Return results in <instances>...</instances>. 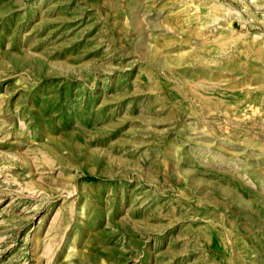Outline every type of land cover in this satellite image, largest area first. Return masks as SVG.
Here are the masks:
<instances>
[{
    "label": "rangeland",
    "instance_id": "obj_1",
    "mask_svg": "<svg viewBox=\"0 0 264 264\" xmlns=\"http://www.w3.org/2000/svg\"><path fill=\"white\" fill-rule=\"evenodd\" d=\"M0 264H264V0H0Z\"/></svg>",
    "mask_w": 264,
    "mask_h": 264
}]
</instances>
